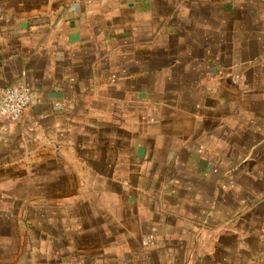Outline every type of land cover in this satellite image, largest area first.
<instances>
[{
  "label": "crops",
  "instance_id": "obj_1",
  "mask_svg": "<svg viewBox=\"0 0 264 264\" xmlns=\"http://www.w3.org/2000/svg\"><path fill=\"white\" fill-rule=\"evenodd\" d=\"M9 86L0 264H264V0H0Z\"/></svg>",
  "mask_w": 264,
  "mask_h": 264
},
{
  "label": "built area",
  "instance_id": "obj_2",
  "mask_svg": "<svg viewBox=\"0 0 264 264\" xmlns=\"http://www.w3.org/2000/svg\"><path fill=\"white\" fill-rule=\"evenodd\" d=\"M33 102L32 90L28 87L9 86L0 89V115L11 122H20ZM144 247L154 244L152 237L142 241Z\"/></svg>",
  "mask_w": 264,
  "mask_h": 264
}]
</instances>
